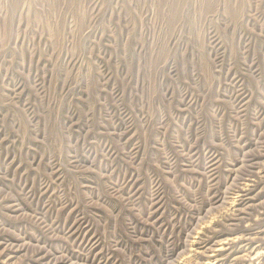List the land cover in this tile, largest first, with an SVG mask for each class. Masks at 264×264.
<instances>
[{
	"label": "rangeland",
	"instance_id": "1",
	"mask_svg": "<svg viewBox=\"0 0 264 264\" xmlns=\"http://www.w3.org/2000/svg\"><path fill=\"white\" fill-rule=\"evenodd\" d=\"M208 261L264 264V0H0V264Z\"/></svg>",
	"mask_w": 264,
	"mask_h": 264
},
{
	"label": "bare ground",
	"instance_id": "2",
	"mask_svg": "<svg viewBox=\"0 0 264 264\" xmlns=\"http://www.w3.org/2000/svg\"><path fill=\"white\" fill-rule=\"evenodd\" d=\"M221 246H222V245H221ZM221 246H220V247H221ZM222 247H223V246H222ZM222 247H221V248H222ZM256 254L259 255V251H258ZM210 263H211V261H208V262H207V264H210Z\"/></svg>",
	"mask_w": 264,
	"mask_h": 264
}]
</instances>
